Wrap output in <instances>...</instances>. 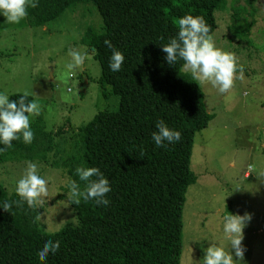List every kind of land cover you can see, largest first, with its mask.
Masks as SVG:
<instances>
[{
	"label": "trees",
	"instance_id": "trees-1",
	"mask_svg": "<svg viewBox=\"0 0 264 264\" xmlns=\"http://www.w3.org/2000/svg\"><path fill=\"white\" fill-rule=\"evenodd\" d=\"M239 1L245 2L39 0L36 8L27 9L29 26L42 27L78 5L96 8L101 28L84 29L81 44L89 51L96 49L93 57L101 67L98 84L105 98L118 97L119 106L98 112L70 135L64 129L46 132L39 115L30 124L32 143L13 141L0 154V169L8 163L33 161L62 167L66 178L82 185L75 168L98 167L110 182V203L104 207L92 201L79 205L69 201L76 224L48 233L39 225L41 208H28L0 181V203L17 201L8 212L0 210V264H180L186 196L198 181L192 170L194 141L214 114L205 104L200 85L182 70L183 62L169 65L160 44L175 35L176 21L185 13L203 16L213 35L223 27L219 14L225 15L229 7L231 23L225 20V24L230 23L228 30L237 36ZM105 39L125 56L118 72L108 68L111 50L103 44ZM20 95L9 97L15 100ZM158 119L178 130L180 140L155 147L151 133ZM62 191L67 192L66 186ZM46 239L59 240L60 247L41 260L38 249Z\"/></svg>",
	"mask_w": 264,
	"mask_h": 264
},
{
	"label": "rangeland",
	"instance_id": "rangeland-1",
	"mask_svg": "<svg viewBox=\"0 0 264 264\" xmlns=\"http://www.w3.org/2000/svg\"><path fill=\"white\" fill-rule=\"evenodd\" d=\"M239 2L237 36L228 30L229 7L225 15L219 14L223 27L213 37L217 46L237 56L243 79L234 80L233 88L223 94L200 85L214 119L194 141L192 170L198 181L186 196L180 264H198L207 240L221 234L223 217L231 208L233 214L251 217L243 229L241 264H264V0ZM3 21L0 16V91L9 96L27 92L36 99L46 132L64 129L70 135L98 112L118 109V97L103 95L98 84L101 67L94 57L71 76L66 68L68 50L83 46L84 29H98L102 23L93 5H78L42 27L29 26L26 17L19 24ZM37 65L40 70L34 72ZM37 120L38 116L30 118V124ZM36 163L39 174L49 179L40 227L56 233L76 224L62 191L67 179L64 169ZM25 167V162L8 163L0 169V181L9 193L15 192Z\"/></svg>",
	"mask_w": 264,
	"mask_h": 264
},
{
	"label": "clouds",
	"instance_id": "clouds-1",
	"mask_svg": "<svg viewBox=\"0 0 264 264\" xmlns=\"http://www.w3.org/2000/svg\"><path fill=\"white\" fill-rule=\"evenodd\" d=\"M39 0H0V16L4 24H19L26 16L28 8H36ZM177 30L174 36L160 44L165 53V61L175 65L182 61V70L188 73L193 81L199 85H210L219 93L228 92L234 86V80L243 79V69L237 56L228 50L217 46L210 27L201 15L185 13L176 21ZM103 44L111 50L108 68L112 72L121 70L125 56L113 44L105 39ZM96 49L91 51L85 46L68 50L70 62L66 64L68 75L71 76L81 68L85 61H91ZM37 65L33 71L39 72ZM28 93L10 99L6 90L0 91V154L13 146L12 142L22 140L24 144H31L34 133L30 126V118L40 115V105L36 99H28ZM155 131L151 133V141L155 147H166L180 140V132L170 128L164 120L158 119ZM142 155V153H141ZM25 169L15 183V193L20 201L30 209L44 206L49 197V179L40 175L38 164L25 161ZM77 180L66 179V197L72 204L79 205L81 201H92L96 206L107 207L110 203L107 194L111 191L108 178L98 167L86 165L75 168ZM264 176V173H262ZM236 187L235 189H238ZM17 201L4 200L0 203V210L8 212ZM39 218V217H37ZM250 215L226 214L223 217L221 234L209 241L208 247L203 249V256L198 264H241L244 249L242 247L243 229ZM60 247L59 240L46 239L38 249L41 260H46L50 253L55 254Z\"/></svg>",
	"mask_w": 264,
	"mask_h": 264
}]
</instances>
